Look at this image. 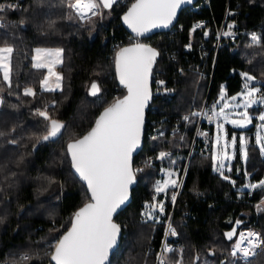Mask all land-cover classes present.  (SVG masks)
<instances>
[{
	"label": "trees",
	"instance_id": "trees-1",
	"mask_svg": "<svg viewBox=\"0 0 264 264\" xmlns=\"http://www.w3.org/2000/svg\"><path fill=\"white\" fill-rule=\"evenodd\" d=\"M134 1L117 0L112 9L103 10L102 16L82 23L66 18L67 0H0L6 8L0 13V45L6 42L14 49L11 88L0 71V264H54L52 245L70 228L75 212L90 200L86 185L72 168L67 145L83 136L99 113L126 93L115 64L121 46L114 51L112 46L126 38L128 30L121 15ZM227 6L239 10L237 21L241 28L253 31L262 27L258 32L261 42L253 44L246 33L236 41H226L216 51L210 34L205 42L208 54L204 61L200 60L197 46L186 51L185 44L193 39V24L203 19L214 26L222 20ZM178 24L182 27L175 33L159 32L139 38L158 48L154 71L162 67L177 93L173 97L153 98L147 110L144 144L134 159L135 170H141L135 171L137 182L131 203L115 218L122 226V238L109 264H155L157 253L152 250L159 246L172 212L173 202L168 194L173 188L165 195L163 219L145 220L142 210L156 197L155 184L162 163L166 162L155 160L148 164L145 160L159 151L173 150L172 156L179 157L181 166L186 164L197 117L191 115L186 122L179 119L180 114L199 109L209 88L216 98L223 86L228 94L241 90L240 72L253 74L264 85V0H208L197 9L184 8ZM193 36L197 42L204 32L198 30ZM129 43L132 42L126 44ZM37 47L63 49V60L58 66L63 77L60 90L41 87L45 69L34 68L32 60ZM165 48L174 55H166ZM193 61L201 63L206 76L187 70ZM180 65L184 71L179 72ZM94 81L100 87L95 96L89 92ZM29 87L34 96L24 95V89ZM38 108H46L52 119L63 123L57 136L40 139L47 134L49 121L36 114ZM151 119H165L168 131L162 136H150ZM176 122L179 124L173 130ZM199 142L189 160L173 214L184 249L168 253L169 259H182L183 264H264V247L250 259H235L230 253L237 236L231 241L225 236L237 220L241 221L236 227L237 235L241 229L253 227L264 236V210L257 213L254 203L263 199L264 188H242L246 175L251 180L264 178V155L254 132L248 144L247 164L237 154L232 171L235 183L214 170L210 153L202 149L203 140ZM25 255L28 260L22 259Z\"/></svg>",
	"mask_w": 264,
	"mask_h": 264
},
{
	"label": "snow or ice",
	"instance_id": "snow-or-ice-1",
	"mask_svg": "<svg viewBox=\"0 0 264 264\" xmlns=\"http://www.w3.org/2000/svg\"><path fill=\"white\" fill-rule=\"evenodd\" d=\"M190 2L191 0H135L124 14L123 20L136 36H144L153 29L169 27L176 18L177 9L181 4ZM116 3L117 0H67L66 7L69 12L66 18L68 20L75 18L80 21L86 18L91 20V17L102 16L104 9H112ZM7 7L15 8L14 5ZM4 11H6L5 6L0 4V13ZM53 26L54 22L50 24V27ZM196 27H201V25ZM228 28L231 29L232 25H228ZM224 35L232 36L233 33L228 31ZM251 41L253 44H259L261 37L252 33ZM13 52V47L6 42L0 46V71L9 88L12 86ZM62 54L63 49L60 48L35 49V55L32 57L33 67L47 70V75L40 82L45 90L53 91L61 86L60 82L63 77L54 69L62 63ZM157 55L156 49L143 43L121 48L116 54V72L127 94L106 107L96 119L95 126L86 135L67 145L72 168L86 183L87 191L90 193V202L85 203L74 214L71 227L52 245L54 250L51 253V260L55 264H105L109 252L117 243L120 226L113 222V214L128 200L129 187L135 180V171L141 170H133L132 154L141 143L144 109L151 98L149 77ZM240 76L243 78L241 92L226 97L221 88L219 100L209 110L211 114H204L209 122H216L215 144L219 150L213 152L211 159L214 170L221 175L226 167L225 161L232 159L227 149L237 143L235 134L231 136L230 141L227 139L225 124L241 129L247 128L254 119L249 109L256 105L264 106V91H262L264 85L257 86L254 83L256 78L248 72H240ZM53 77L55 88L49 85V79ZM159 83L163 84V81ZM99 91V86L93 82L91 94L95 96ZM24 95L34 96L35 93L29 87L24 89ZM36 114L49 121L47 134L40 139L48 140L55 137L64 128L63 123L52 119L47 110L37 109ZM192 115L197 116L200 113H192ZM184 119L187 120L189 117ZM255 119L261 122L258 125L256 144L264 153V111H261ZM239 143L243 149L244 158H246L247 138L241 135ZM170 156L171 153L161 151L156 159L165 160ZM163 171L169 180L163 184L157 182L155 188L157 193L164 192L169 184L174 187L178 186L177 181L171 179L174 173L167 169ZM224 179L228 177L225 176ZM249 187L264 188V180L259 181L258 184H250ZM153 199L155 200V197ZM171 200L175 202V194L171 196ZM145 208L144 216L147 218H153L157 208L160 212L164 210L163 203L159 205L152 203L146 205ZM240 223V220L235 222L237 226ZM168 234L172 236L177 234L171 224L168 225ZM225 236L231 241L234 236H237L236 228L233 227L231 231L226 232ZM261 247H264V236L260 233L251 230L240 232L238 239L232 245L230 254L232 257L240 255L248 258L255 255L256 250ZM171 252L173 249L165 244L161 254L157 257L158 264H183L182 259L171 261L167 255ZM22 259L28 260L29 257L25 255Z\"/></svg>",
	"mask_w": 264,
	"mask_h": 264
},
{
	"label": "built area",
	"instance_id": "built-area-1",
	"mask_svg": "<svg viewBox=\"0 0 264 264\" xmlns=\"http://www.w3.org/2000/svg\"><path fill=\"white\" fill-rule=\"evenodd\" d=\"M207 3H208V0H201L198 4L191 5V7L193 9H197L198 7H201L203 4H207ZM238 14H239L238 9H232L231 7L227 6L222 20L220 22H215L214 26L209 25L206 20L198 19L193 24V26L191 28L193 39H190L185 44L184 49L186 51H192L194 46H197L199 49L200 60L204 61L205 57L208 54V50H207L205 42L207 41V38L210 36V34H213V37L215 39L216 51L219 48H221L226 43V41H236L243 34L248 33L250 36V39H251L252 33H255L257 36H259L258 32L262 29V27H259L256 30L254 29L253 31L252 30L247 31V30L241 28L238 24V21H237V15ZM1 23H2V16L0 15V24ZM197 25H201V27H196ZM228 25H232V28L229 29ZM181 27H182L181 24H178V25L175 24L166 33L167 34L175 33ZM193 29H195V30H193ZM198 30H201L204 32V37H202L201 40H198L196 42L194 40L193 35ZM228 31H231L233 33V35L232 36H225L224 33L228 32ZM205 33H207V35H205ZM129 41L138 42L140 40H139L138 36H135L134 34L127 31L125 39L114 42V44L112 46L113 51L116 50L120 46L126 45V43ZM164 52L166 55H168V54H170L171 56L174 55L171 51H169L166 48L164 49ZM216 56L217 55L215 54L214 62L216 61ZM214 62H213V64H214ZM186 68L188 71H194V72L199 73L200 75H203V76L207 75V72L204 70L201 63H199L197 61H193V62L189 63V65ZM213 68H214V66H213ZM184 69L185 68L180 65L179 72L184 71ZM160 81H163V84L159 83ZM176 93H177V89H176L174 84H171L168 82L167 74L165 73L164 69L162 67H158V69L156 71H154V73H153V81H152L153 98H162V97H166V96L167 97H173L176 95ZM215 103H216V97H213L210 94V88H209L208 92L206 94V97L204 99V102L199 109H196L191 113L190 112H183L180 114L179 119L181 121L187 122V121H189L192 113H200V115L196 116L197 117V125H196V130L194 133L193 141L191 144V148H190L188 156H187L188 160H187L186 164L183 166L182 183H181L179 188L171 191L168 194L171 202H173L171 200V196L173 194L176 195V200H175V202H173L172 212H171L169 218L166 220V225H165V228L163 230V236H162L161 242H160L159 246L154 247L152 250V251H155L157 253L155 264H158L157 257L161 254L162 248L165 244H167L169 248L173 249V252H171V253H175V252L179 253V251L181 252L184 249V243L182 240V236H181L180 232L178 231L176 225L173 222V214H174L177 199H178V197H179V195L183 189V182H184V179H185V176L187 173L189 160H190L191 156L193 155L194 151L196 150V147L198 146L199 140L202 139L203 134L211 132L212 127L216 124L215 121L209 122L207 117L204 115L205 113H208L209 115L211 114L209 110L212 108V106ZM185 117H189V119L185 120L184 119ZM164 120L165 119H162V121H159L157 119L156 120L151 119L150 120V126H148V134L150 136H154V137L162 136L163 134H165L168 131V128L165 125V123H163ZM178 124H179V122H176L174 128H172V129L176 130L177 129L176 127ZM163 151L171 153V156L174 155L173 150H163ZM159 152H161V151H159ZM159 152L152 157H147L145 162L148 164H151L155 160H159V159H156ZM196 192H199V191L197 190ZM260 202L261 201L254 202L255 206H258V209H256L257 213L260 212V209H262V207H259V206H261ZM169 224H171L172 227L175 228L176 233H177L175 236L168 234V225ZM245 230H251V231L260 233V231H258L257 229L250 228V227L241 229L240 232H243ZM237 239H238V236H237ZM237 257H240L242 259H247V258H243L242 256H239V255Z\"/></svg>",
	"mask_w": 264,
	"mask_h": 264
},
{
	"label": "rangeland",
	"instance_id": "rangeland-1",
	"mask_svg": "<svg viewBox=\"0 0 264 264\" xmlns=\"http://www.w3.org/2000/svg\"><path fill=\"white\" fill-rule=\"evenodd\" d=\"M89 19H85L83 21H80L82 23H84L85 21H87ZM167 32V31H166ZM2 46V45H0ZM37 48H50V47H37ZM50 49H56V48H50ZM61 49V48H60ZM35 55V53H34ZM62 60H63V54H62ZM60 65V64H59ZM57 65L55 67V71L58 72L59 74H61V72L58 70V66ZM249 73V72H248ZM250 75L254 76L253 74L249 73ZM3 75V73H2ZM47 75V70L45 69V74L44 76ZM110 75H112L110 73ZM62 76V74H61ZM255 77V76H254ZM44 78V77H43ZM256 78V81H254V83L257 85V86H262L263 85V80ZM49 85L53 88H55V80H54V77L53 78H50L49 79ZM60 88H55V90H60L62 87H63V78L60 82ZM243 87V86H242ZM224 92H225V96L226 97H231L232 95H237L238 93L241 92V90H239L238 92L236 93H233V94H228L225 86L222 87ZM44 89V88H43ZM262 91H264V87H262ZM221 92V90H220ZM220 98V93L219 95L217 96L216 98V101L219 100ZM255 108H258L255 110ZM39 110L43 111L45 110L46 108L44 109H40L38 108ZM217 111L219 110V108L217 107L216 109ZM261 111H264V106H261V105H256L254 106L252 109H249V112L250 114L254 117L253 121H252V124L248 125L247 128H244V129H241V128H236L234 127L233 125L231 124H225V132L227 133V139L230 141L231 139V136L233 134L236 135L237 137V143L235 146H230L227 151H228V154L232 157V159L230 161H225V164H226V167L223 169V176H227L228 177V180L230 179L231 181H233L235 183V177L232 175V171L234 169V164H235V160L237 158V154L238 152L240 153V156H241V160H242V163L243 164H247V161H248V144L251 140V134L252 132H254V135H255V141H256V134H257V131H258V125L261 123L258 119H255V117H257L259 115V113ZM254 126V127H253ZM71 134V133H70ZM69 134V137H71V135ZM206 135L203 134L202 136V140H203V146H202V149L203 150H206L207 152L210 153L211 157H212V154L214 151H218V147L216 146L215 144V138H216V135H217V128H216V124L215 126L212 128L211 132L209 133H205ZM223 135V133H222ZM243 135L247 138V145H246V151H247V157L244 158V155H243V149L239 143V137ZM68 137L66 136L65 140H67ZM199 145H200V142H199ZM264 155V153H262ZM185 158V157H184ZM166 162L162 163V166H161V171H160V177L159 179L156 181V184H155V188H156V185H157V182H160L161 184H163L165 181L169 180V177L166 175L165 169L167 170H170L171 172L174 173V175L171 177V179H174L177 181V185L178 186H172L171 184L168 185V187L165 189L164 192H161L163 193V195L161 193H157L156 191V197H155V200H153L152 202H148L145 204L146 205H149V204H152V203H156L157 205H159L160 203H163V212H160L159 211V208H157V210L155 211V213L153 214V218H147L144 216V212L146 210L145 206L142 210V216L145 220H151V221H161L164 217V214H165V207H166V201H165V193L167 192L168 189L170 188H173V190L177 189L180 187L181 183H182V170H183V167L181 166V161L179 160V157L178 156H171L167 159H165ZM188 160V159H187ZM174 161V163H172ZM229 167H230V170H229ZM217 172V171H216ZM246 182L242 185V188L243 189H253L251 187H249L250 184H258L259 181L261 180H264V178H262L261 180H251L249 175H246ZM260 201V200H259ZM260 205L259 207H262V209H260V211H263L264 210V197L263 199L261 200L260 202ZM258 209V206H255V210ZM228 221H231V219H229ZM237 226V225H235ZM250 228H253V227H250ZM255 229V228H254ZM243 232H247V231H243ZM261 234V233H260ZM262 235V234H261ZM261 248H258L256 250V254L258 253V251L260 250ZM232 251V249H231ZM253 255L252 257L256 256ZM240 256V255H239ZM235 259L237 258H240V257H234ZM251 257H248L247 259H250ZM245 260V259H244Z\"/></svg>",
	"mask_w": 264,
	"mask_h": 264
},
{
	"label": "water",
	"instance_id": "water-1",
	"mask_svg": "<svg viewBox=\"0 0 264 264\" xmlns=\"http://www.w3.org/2000/svg\"><path fill=\"white\" fill-rule=\"evenodd\" d=\"M198 0H191V2L190 3H184V4H181V6L177 9V14H176V18L173 20V22H172V24L171 25H169V27H167V28H163V27H161V28H156V29H153V30H151L150 32H148V33H146L144 36H138V37H140V38H142V37H148V36H150V35H152V34H155V33H159V32H166V31H168V30H170L176 23H177V21H178V18H179V15H180V13H181V11L184 9V8H186V7H189V6H191V5H193V4H195L196 2H197ZM135 2V1H134ZM133 2V3H134ZM131 6V5H130ZM129 6V7H130ZM128 7V8H129ZM128 8L123 12V14L121 15V21H122V24H123V26L130 32V33H132V34H134L135 36H136V34L135 33H133L132 32V30L128 27V25L127 24H125L124 23V20H123V16H124V14L127 12V10H128ZM136 43H143V44H146V45H148V46H150V47H152V48H154V49H156V51L158 52V55H157V57H156V59H155V62H154V64H153V66H152V71H151V75H150V77H149V89H150V92H151V98L149 99V101H148V103H147V105H146V107H145V109H144V123H143V128H142V134H141V143H140V146L133 152V154H132V167H133V170L135 171V168H134V159H135V156L140 152V150L142 149V147H143V144H144V139H145V127H146V117H147V110H148V108H149V106H150V103H151V101H152V99H153V95H152V80H153V71H154V68H155V66H156V64H157V60H158V56H159V50H158V48L157 47H155L154 45H152L151 43H148V42H143V41H138V42H134V43H129V44H126V45H124V46H122L121 48H123V47H130L131 45H133V44H136ZM120 48V49H121ZM120 49H118V51H117V53L120 51ZM116 53V54H117ZM118 77V76H117ZM118 80H119V78H118ZM98 86H99V83L97 82V81H94ZM119 83H120V81H119ZM92 85V84H91ZM91 85H90V87H89V92H90V94H91ZM121 85V84H120ZM123 86V85H122ZM100 88V87H99ZM99 93V92H98ZM127 94V90H126V93L124 94V95H122V96H120L119 98H117V99H122L123 98V96H125ZM92 95V94H91ZM115 102V100L112 102V103H114ZM2 103H3V97L0 95V107L2 106ZM111 103V104H112ZM110 104V105H111ZM110 105H108V106H110ZM107 106V107H108ZM106 108V107H105ZM104 108V109H105ZM104 109L99 113V115L97 116V118L100 116V114L104 111ZM96 118V119H97ZM96 121V120H95ZM95 126V122H94V124L92 125V127H94ZM91 127V128H92ZM91 128L84 134V135H86L90 130H91ZM83 135V136H84ZM83 136H81L80 138H82ZM80 138H78V139H80ZM73 142V141H72ZM70 158H71V156H70ZM74 170V169H73ZM74 172H75V170H74ZM76 173V172H75ZM76 175L79 177V174L78 173H76ZM80 178V177H79ZM84 182V181H83ZM136 182H137V178H136V172H135V180H134V183L132 184V185H130V187H129V198H128V200L127 201H125V203L123 204V205H121V207L117 210V212L116 213H114L113 214V222L114 223H116V224H118L119 226H120V232H119V235H118V237H117V243H116V245L114 246V248L109 252V256H108V260L105 262V264H109V260H110V257H111V255H112V252L114 251V249L115 248H117L118 246H119V244H120V242H121V238H122V226L116 221V216L123 210V209H125L130 203H131V201H132V193H133V188H134V186H135V184H136ZM84 184L86 185V183L84 182ZM86 187H87V185H86ZM89 195H90V193H89ZM88 202H90V200L88 201ZM88 202H86V203H88ZM83 207V206H82ZM81 208V207H80ZM79 208V209H80ZM78 209V210H79ZM77 210V211H78ZM76 211V212H77ZM75 212V213H76ZM73 218H74V216H73ZM71 227V226H70ZM235 228L237 227V226H234ZM232 230V229H231ZM231 230H229V231H231ZM228 231V232H229ZM67 232V231H66ZM65 232V233H66ZM64 233V234H65ZM53 263L55 264V262L53 261Z\"/></svg>",
	"mask_w": 264,
	"mask_h": 264
},
{
	"label": "bare ground",
	"instance_id": "bare-ground-1",
	"mask_svg": "<svg viewBox=\"0 0 264 264\" xmlns=\"http://www.w3.org/2000/svg\"><path fill=\"white\" fill-rule=\"evenodd\" d=\"M133 43H134V42H133ZM121 47H122V46H121ZM155 67H156V66H155ZM154 69H155V68H154ZM153 73H154V71H153ZM152 81H153V80H152ZM169 82H170V81H169ZM152 100H153V99H152ZM151 102H152V101H151ZM150 104H151V103H150ZM214 126H215V125H214ZM214 126H213V127H214ZM245 231H249V230H245Z\"/></svg>",
	"mask_w": 264,
	"mask_h": 264
}]
</instances>
